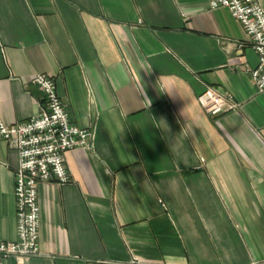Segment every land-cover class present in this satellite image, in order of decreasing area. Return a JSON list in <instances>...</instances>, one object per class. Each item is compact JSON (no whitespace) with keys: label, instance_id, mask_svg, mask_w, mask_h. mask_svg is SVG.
<instances>
[{"label":"crops","instance_id":"1","mask_svg":"<svg viewBox=\"0 0 264 264\" xmlns=\"http://www.w3.org/2000/svg\"><path fill=\"white\" fill-rule=\"evenodd\" d=\"M250 40L209 0H0V121L42 112L33 80L45 74L95 132L94 149L66 153L71 183L40 184L42 256L26 264H264V92ZM208 86L242 109L209 115ZM18 163L0 137L5 242L17 239Z\"/></svg>","mask_w":264,"mask_h":264},{"label":"built area","instance_id":"2","mask_svg":"<svg viewBox=\"0 0 264 264\" xmlns=\"http://www.w3.org/2000/svg\"><path fill=\"white\" fill-rule=\"evenodd\" d=\"M211 9L228 8L243 26L252 47L257 52L259 64L251 69L254 84L264 92V7L259 0H209ZM243 47V44L240 45ZM33 83L43 92L42 112L28 120L7 124L0 121V137L16 151L19 163L15 169L17 239L0 241V264L14 258L26 264L40 251L41 183L67 185L72 175L67 165L66 153L75 148L94 149L95 132L79 127L71 118L68 106L57 91L56 79L38 74ZM204 110L213 117L242 109L234 96L213 86L200 95ZM133 263L140 262L134 260Z\"/></svg>","mask_w":264,"mask_h":264}]
</instances>
